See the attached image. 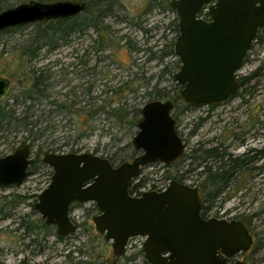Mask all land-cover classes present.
<instances>
[{
  "label": "rangeland",
  "instance_id": "1",
  "mask_svg": "<svg viewBox=\"0 0 264 264\" xmlns=\"http://www.w3.org/2000/svg\"><path fill=\"white\" fill-rule=\"evenodd\" d=\"M66 1L76 2L0 0V6L11 9L30 2ZM112 1L115 3L114 16L104 20V25L109 27L106 33L91 28L84 35H74L70 43L62 44L52 53L44 50L34 60L22 56L21 48L28 44L36 26L31 24L0 33V78L10 82L9 92L0 98V110L8 105L9 109L17 110L19 116L32 106L29 115L33 114L31 121L37 124L30 136L24 131L17 133L18 123L12 121L9 130L0 133V159L24 145L33 146V157H40L41 165L48 153H91L113 160L117 165L139 156L134 157L132 145L141 119L139 111L156 98L167 100L164 96H173L177 92L173 76L179 70V59L168 56L160 60V57L179 36L175 31L178 18L170 9L173 0ZM101 34L106 36L102 48ZM98 48L100 50L95 52ZM99 55L104 57L102 63H96ZM90 59V63H85ZM263 62L264 39L263 43L254 46L240 78L253 74ZM37 70L51 76L46 98L25 100L26 93L33 91L34 74L39 75ZM246 90L249 92L244 93ZM263 91L264 70L260 77L245 84L244 99L235 97L214 111L208 108L185 111L178 120L182 121V129L187 135L193 123L204 119V126L200 128L204 138L208 139L222 137L230 126L236 128L237 123L251 125L252 137L243 146L228 149L226 156L232 154L235 159L247 149L264 150ZM201 139L194 137L189 146ZM212 147L205 146V149ZM255 154L251 153V156ZM49 169L37 165L21 185L0 189V264H145L140 247L144 242L140 238L125 257L118 258L111 245L98 238L91 217H83L82 211L77 212V233L65 241L35 230L40 215L34 206L38 195L50 182ZM174 170L159 164L146 167L134 187L141 185L138 193L151 190L159 182H166V177H173ZM240 186L224 193L222 199L232 191L236 192L234 198L225 203L219 199L213 212L218 216L240 214L250 229L255 230L258 226L255 232H264L263 156L242 170ZM26 226L35 227L28 231Z\"/></svg>",
  "mask_w": 264,
  "mask_h": 264
},
{
  "label": "water",
  "instance_id": "2",
  "mask_svg": "<svg viewBox=\"0 0 264 264\" xmlns=\"http://www.w3.org/2000/svg\"><path fill=\"white\" fill-rule=\"evenodd\" d=\"M179 36L174 55L181 65L173 79L188 106H220L239 90V73L253 44L264 30V0H173ZM208 9L209 20L200 17ZM81 1L30 2L0 13V33L40 22L68 19L85 12ZM10 82L0 78V98ZM170 100H153L141 110L133 138L131 162L117 167L91 153H48L42 162L52 171L51 183L38 197L35 210L60 237L77 228L70 218L74 203L94 202L101 213L94 218L99 234L111 243L117 257L125 255L130 239L145 238L143 253L149 264H247L229 258L250 250L253 239L239 221L201 218L199 189L172 182L163 192L130 194L142 168L171 166L183 155ZM35 163L30 145L0 159V187L19 186Z\"/></svg>",
  "mask_w": 264,
  "mask_h": 264
},
{
  "label": "flooded vegetation",
  "instance_id": "3",
  "mask_svg": "<svg viewBox=\"0 0 264 264\" xmlns=\"http://www.w3.org/2000/svg\"><path fill=\"white\" fill-rule=\"evenodd\" d=\"M258 39V38H257ZM258 43V40L253 44L252 50L249 52L246 61H248V57L252 53L254 46H256ZM89 56H87L88 58ZM92 59L89 61H85V63H90ZM104 61V57L101 56L96 57V63H102ZM245 61V63H246ZM245 63L242 67V69L245 66ZM109 66V65H107ZM241 69V70H242ZM241 72V71H240ZM240 75V73H239ZM239 76V80H240ZM240 83V81H239ZM177 85V84H176ZM244 86H240L237 93L231 97L229 100L235 98V97H241V99H244L243 89ZM260 87V86H259ZM177 89L179 86L177 85ZM249 91L246 90L244 93H248ZM264 92V91H263ZM255 96H253L252 99H254ZM228 100V101H229ZM227 102V101H226ZM247 102V101H246ZM245 102V103H246ZM224 104V103H223ZM184 109H180L179 107L175 108L173 110V117L175 118L176 125L175 129L178 133V135L182 138L184 144H185V150L183 152L182 157L171 167H173L174 175L172 178H174L172 181H170L168 178H166V182H178L181 184L188 185L193 188L199 189L202 201H203V207L201 212V218L204 221H209L211 219H216L220 221H239L245 225L247 230L249 231L252 239L253 244L248 251H243L235 255L234 257L229 258L230 263L235 262H245L247 264H264V232H255V230L258 228V226L255 227V230L250 229L247 223L244 222V218L242 215H236V216H230L228 213H225L222 216H218L217 213H214L213 210L216 207V204L218 203L219 199H222V195L226 193L229 189H239L241 188V176H242V170L249 166L250 164H253L257 159L261 156L264 157V150H254L253 149H247L246 153H244L241 157L233 158L232 154H229L226 156V152L230 148H238L240 146H243L250 137L253 135V129L251 128V125H243L240 123L236 124V128L232 129L230 126L227 131H225V134L222 137H215V138H204V136L201 133V129L204 126V119H200L198 123H193L191 126L192 128L189 130V134L185 135L183 129H182V121L178 120L181 119V117L185 114V111H196L202 108H208L212 111H214L219 106H212V105H205L200 104L194 107H190L184 103L182 104ZM219 123V122H218ZM217 123V124H218ZM194 126V127H193ZM200 126L202 128H200ZM203 136V137H202ZM194 137H200V141L197 142L194 146H189L190 140ZM231 139L228 142V139ZM214 146L209 150L205 149V146ZM189 147V148H188ZM188 151V152H187ZM256 153L255 155L251 156V153ZM72 153V152H69ZM61 154H68V153H61ZM75 154H83V153H75ZM95 155V154H94ZM140 155V152H139ZM34 158V157H33ZM227 158V159H226ZM35 162H36V158ZM35 164V163H34ZM34 164L32 166H34ZM163 165V163H155L148 165L146 167H150L153 165ZM231 164L234 165V167H231ZM115 167L119 166L117 164H113ZM31 166V167H32ZM142 168L141 172L146 168ZM31 169V168H30ZM31 175V170H30ZM29 175V176H30ZM141 175V173H140ZM140 175L136 178L140 177ZM135 180V181H136ZM134 181V182H135ZM166 182H159L153 189L154 191H161L165 187ZM51 183V177L50 182ZM48 184V186H49ZM47 186V188H48ZM14 187V186H9ZM9 187H0L1 188H9ZM134 187V183L131 189ZM46 188V189H47ZM45 190V189H44ZM140 190V189H139ZM219 190H223L221 194H218ZM138 189L134 191L133 194L137 193ZM147 191V190H144ZM140 191V192H144ZM131 194V193H130ZM234 194H236L235 191H232L227 198L222 199L224 203L227 200H230L234 198ZM39 197V195H38ZM37 198V196H36ZM211 204V207L207 208V205ZM35 209V206H34ZM82 211L83 217H91L93 222V228L96 234L98 235V238L105 241L103 238V235L99 234L96 230V226L94 224V218L99 216L101 213L99 212L96 203L94 202H87V203H74L70 206V218L71 221L75 224L77 230L74 234L65 236V237H71L74 236L77 231L79 225H77V212ZM39 214V213H38ZM40 215V214H39ZM40 218L43 220V218L40 215ZM44 221V220H43ZM45 222V221H44ZM54 227V226H53ZM139 237H135L129 240L126 252L124 256L118 257L122 258L125 257L128 250L132 248L136 244V240ZM141 239V238H140ZM143 240V239H141ZM106 242V241H105ZM111 245V243L107 242ZM112 247V245H111ZM113 249V248H112Z\"/></svg>",
  "mask_w": 264,
  "mask_h": 264
},
{
  "label": "trees",
  "instance_id": "4",
  "mask_svg": "<svg viewBox=\"0 0 264 264\" xmlns=\"http://www.w3.org/2000/svg\"><path fill=\"white\" fill-rule=\"evenodd\" d=\"M75 1H81L86 4L85 12L81 15L68 18V19H58V20L33 24L34 26H36V29L34 33H32V35L30 36L28 44L25 45L23 48H21L22 56L30 57L31 60H34L38 58L40 54L46 49H48V53H52L62 44L70 43V39L76 34L80 33V35H84L91 28H94L98 33H100V31H102L103 33H106L107 30H109L108 29L109 27H106L104 25V20L110 17L114 13L115 3L112 0H94V1L75 0ZM170 9L172 10L171 3H170ZM5 10H8V9H4L0 6V13ZM112 16H114V14ZM201 16L204 17L205 19L208 17L206 14H202ZM16 28L21 29V27H16ZM16 28H10V29L4 30L1 33H7ZM175 31L177 34H179L178 24L175 25ZM105 38H106L105 35L103 34L100 35L99 37L100 42H101L100 48H102L103 44H105L104 42ZM263 39H264V30L261 31L258 36V39H257L258 43H263ZM100 48L96 49L95 52H98ZM95 55H98V54L96 53ZM162 55L163 56L160 57V60L168 56H175L174 55V44L171 43L168 51L164 52ZM177 62H178L177 69H179L180 61H177ZM263 70H264V62L260 66V68L257 71H255L253 74H251L250 76L246 78H241L239 80L240 86H244L246 83L250 82V80L252 79L254 80L257 77H260ZM37 71H39V75L36 76L34 74V82L32 84L33 91H30V93H26L27 96L25 97V100L35 101V100H41L42 98H46L45 91H47L49 88L51 76L49 75L45 76L44 74L45 72L43 70H37ZM33 72H36V70H33ZM47 72H49V70H47ZM7 91L9 92V88ZM176 91L177 92L175 95L164 96V97H166L165 99L173 102L174 109L179 106H181L180 107L181 109H184L182 106V104L184 105V102L179 97L180 87L178 89L176 88ZM156 99L162 100L163 97H158ZM16 104H19V102L17 101ZM9 107L10 106L7 105L6 108L0 110V133H4L6 132V130L8 131L9 128L12 126L11 125L12 121H16L18 123L15 129L17 133H21L24 131L28 133V135L30 136L33 135V129L37 128V124L31 121L33 114L29 115V112L31 114L32 106H28V108L25 111H23L22 114H20L19 116L16 115L17 110L9 109ZM139 114L141 116V111H139ZM39 153H41V149L37 152L36 155L38 156ZM138 154L139 152L135 151L134 157L137 156ZM39 158L40 157H37L34 166L31 167L30 169L31 173L34 171L37 165H39L40 167H46L40 164ZM110 161L113 164H117V162L113 160H110ZM41 163L43 162L41 161ZM231 167H234V165L231 164ZM52 174L53 173L50 170L48 175H50L51 177ZM166 178H168L170 181L174 179L172 177H166ZM140 187L141 185H136L135 187H133L130 192L131 195L134 193V191H136ZM222 192L223 190H219L218 194H221ZM209 207H211V204L207 205V208ZM35 224H36L35 230L43 231L45 232L44 234L47 236H50V235L55 236L58 239V241L62 242L68 238V237H60L57 234V232L56 233L54 232L56 228L53 226H47L41 218L38 219ZM26 227L28 231H33L35 226L34 227L26 226ZM21 228H22V225H21ZM69 256L70 255H68V257ZM144 263L149 264L146 260Z\"/></svg>",
  "mask_w": 264,
  "mask_h": 264
},
{
  "label": "built area",
  "instance_id": "5",
  "mask_svg": "<svg viewBox=\"0 0 264 264\" xmlns=\"http://www.w3.org/2000/svg\"><path fill=\"white\" fill-rule=\"evenodd\" d=\"M144 191V190H143Z\"/></svg>",
  "mask_w": 264,
  "mask_h": 264
}]
</instances>
